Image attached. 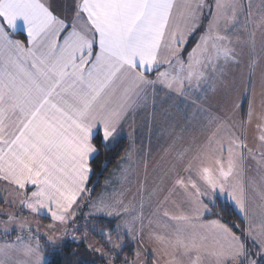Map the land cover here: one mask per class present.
<instances>
[{
	"label": "snow or ice",
	"instance_id": "1",
	"mask_svg": "<svg viewBox=\"0 0 264 264\" xmlns=\"http://www.w3.org/2000/svg\"><path fill=\"white\" fill-rule=\"evenodd\" d=\"M241 64L251 70L253 84L246 120L235 119L236 103L223 110L212 104L221 91L244 85L243 74L237 81L231 71ZM257 67L259 111L252 76ZM161 92L185 103L182 116L164 109L157 122ZM149 105L151 122L173 140L168 159L150 163V150L140 157L143 175L132 200L126 202L122 188L91 202L93 158ZM253 121L259 135L249 146L244 133ZM193 123L201 126L200 135L185 140ZM142 151L143 144L136 154ZM247 159L264 171V0H0L3 235L13 228L32 231L14 209L46 212L55 232L74 223L81 205L91 202L89 215L122 218L115 238L112 229L99 230L107 249L87 245L106 264H117L125 236L142 243L148 228L156 245L153 264H264V177L257 192L260 219L240 235L204 218L210 212L205 200L212 203L219 194L247 219L248 197L238 183ZM132 174L123 169V183ZM27 239L17 235L0 243V264H13V253L41 264L39 243ZM62 239L49 236L48 242L56 246ZM81 239H88L87 232ZM134 255L123 264H141V252Z\"/></svg>",
	"mask_w": 264,
	"mask_h": 264
},
{
	"label": "crops",
	"instance_id": "2",
	"mask_svg": "<svg viewBox=\"0 0 264 264\" xmlns=\"http://www.w3.org/2000/svg\"><path fill=\"white\" fill-rule=\"evenodd\" d=\"M60 2H61V0H56V3H60ZM21 23L22 22L18 21V25ZM17 38H21V37H17ZM161 70H163V69H161ZM192 99H195V95L192 96ZM250 100H252V98L250 99L247 97L244 98V100L243 99L241 100V102L243 101L242 106L237 110L238 114L235 117V119L246 120V114L249 110V101ZM156 104H157L156 116H157V122L158 123L160 122L159 116H160V112L162 110L167 109L170 112H172L174 115H177V118H179V116L183 115V113L186 109V105L184 102H182L181 100H179L175 97H165L163 92H161L159 94V97L156 101ZM212 104H213V101H212ZM256 110L258 111V109H256ZM187 111L189 113H191L193 111V109L188 107ZM151 115H152V108H151V105H149V107L147 109L141 110L137 114H135L134 116L129 117L127 122L124 124L120 135L117 137V139L115 141H112L111 144L108 145V147H114L117 144H119L122 140H126L129 144V148L127 150V153L129 152V150H131L133 154L129 160H122L120 165L113 172V175L111 176V178L109 179V181L107 182V184L104 188V193L108 192L107 196H112V195H115L116 193L118 195L120 190L123 188L126 190V202L128 200L133 199V195L136 193L137 176L143 175V164L140 163V157L145 156L146 152L148 150L151 151V157L149 158L150 163L152 161H157V162L163 163L164 161L161 160V157H164L165 160L168 159V157L165 155L166 150L170 149V146L173 144V140L168 136L167 133L161 134L159 127L156 124H153L151 122ZM181 123H183V121H181ZM200 127L201 126L199 124L193 123V126L189 129H187V131L185 132V140H188L193 136L198 137L200 135ZM247 127H248V125H246V128H245V133H244L245 137H246V133H247ZM141 144H143V146H144V151L140 152L139 155H137L136 150L141 147ZM127 153H126V155H127ZM123 169H131V171L133 173L130 176L129 183H127V184L123 183V181H122L121 172ZM150 181H151V178H150ZM245 192H246V190H245ZM101 195L104 196V194L101 193L97 198L92 200V202H95L96 199H98ZM139 200H140V197L136 196L134 203H136L137 206L139 204ZM217 200L227 201L231 205H233V207L237 210L235 203L232 200H230L226 195L217 194V197L215 198V200L212 203H209V201L207 199L205 200V203H208L209 209H210V212L208 214H206L204 217L205 220H219L216 218L207 219V216L211 213L210 206L212 204H214ZM252 202H253V197H252L251 204H252ZM90 204H89L88 211L84 215L86 217V219H85L86 221L88 219L93 220V219H97V218H108L106 216L89 215L91 212L94 211V209L91 208ZM3 206L4 205H3L2 201H0V207H3ZM250 209L252 211L251 205L249 204L248 210H250ZM137 210H138V207H137ZM14 211H16V214L18 216L22 217L23 219H25L27 222L30 219H35L34 221H36V220L38 221L37 222L38 226H40V222H41L43 224V227L41 228V230L45 229V227H46V229H49V225L53 223L50 220V218L48 217V214L46 212H42L40 214H32L28 211L21 210V209H14ZM237 212L241 215H244L238 210H237ZM79 213H81L80 209L77 213V217H78ZM145 214L146 215L148 214L147 209L145 210ZM249 214H251V212L248 211V215ZM0 219H1V217H0ZM111 219H115L117 221V224H122V218H120V217H113ZM79 222L80 221H78V219L76 218L74 223H69L66 226H57V229H60L62 231H64L65 228L67 229V234H69V236L66 237V240H67L66 242L72 240L73 236H76L79 238L83 237L85 229L82 228L83 224L81 225ZM145 224L147 225V220H145ZM154 227L155 226H153V228ZM31 228L33 231L34 227H31ZM151 230H152V228L146 229L142 243L134 241L137 244V250L141 252L142 264H149V263L153 264L152 249L154 247H156V245L152 240L148 239V232H150ZM32 231L29 233L27 231L19 232L16 229L12 230V232L25 233V235H23V237H25L26 243L29 242L27 238L31 236L32 237L31 242L33 243V246H35V244L38 242V240L36 239V237L34 236ZM56 232H57L56 230H55V232H53L52 230L50 231V229H49V233H51V235H49V236L55 237V235H58ZM79 233L81 235H78ZM15 240H16V238L14 240H11V241L2 240V238H0V243H3L5 241L14 242ZM60 244L61 243H58L57 245H60ZM22 255L23 254L20 255V258H22ZM25 258L28 259L29 257L25 256ZM134 259H136V257Z\"/></svg>",
	"mask_w": 264,
	"mask_h": 264
},
{
	"label": "trees",
	"instance_id": "3",
	"mask_svg": "<svg viewBox=\"0 0 264 264\" xmlns=\"http://www.w3.org/2000/svg\"><path fill=\"white\" fill-rule=\"evenodd\" d=\"M19 37V36H18ZM100 146V140L95 141ZM129 144L126 140H122L114 147H101L100 152L93 158V174L88 184V188L91 192V200L95 199L104 190L107 182L113 175L115 169L122 162V157L126 156ZM87 195V194H86ZM211 213L207 216V219H219L221 222L232 228L234 232L240 235L246 228V220L237 210L227 201L217 200L210 206ZM81 215H78L77 219L80 222L86 221L84 216L88 211V206L81 205ZM84 219V220H83ZM87 221H91L96 226V231H93V226L88 230V241L84 239L82 241L67 242L60 247H53L49 245L46 238L39 237L43 251L50 255V260L47 264H96L100 261L98 255L88 250V242L95 241V244H99L102 247L105 244L104 237L100 234V229L108 230L112 229L113 236L116 235L117 221L110 218H97ZM79 222V223H80ZM238 226V227H237ZM86 231H84L85 234ZM83 234V237H84ZM17 235H25V233L12 232L7 235L0 234L2 240H14ZM78 235H81L80 233ZM44 247V248H43ZM137 250L136 242L125 236L124 247L117 258V264H121L125 257H129V260H134V253ZM106 264V263H105Z\"/></svg>",
	"mask_w": 264,
	"mask_h": 264
},
{
	"label": "rangeland",
	"instance_id": "4",
	"mask_svg": "<svg viewBox=\"0 0 264 264\" xmlns=\"http://www.w3.org/2000/svg\"><path fill=\"white\" fill-rule=\"evenodd\" d=\"M258 2H259V0H253L254 4L258 3ZM245 59H247V57ZM231 71H232V73L236 74L234 78H236L237 81H238L239 76L241 74H243L245 83L242 87H239L236 91L229 90V91H221L219 93V95L213 100V107L217 108L219 110H222V109L228 107L231 103H236V104L240 105V107H241L242 102H243V101L241 102V100L242 99L244 100V98H246V97L253 99V84L248 82V77L251 74V70L246 66V64H241V66L239 68L233 67L231 69ZM259 71H260V69H259V67H257L255 70V73L252 74L253 80L255 81V97H254V99H255L256 109H258V111L260 110V99H261L260 98L261 87H260V83H259ZM258 135H259V132L256 128V122L253 121V123L251 125H248V127H247L245 142L249 146H255L257 144ZM262 177H264V171H261L260 169H258L255 161H253L252 159H247L245 161L244 170L241 172L240 176L238 177V183L241 184L245 188L246 195L248 197V205L250 204L251 208H252V211H251V209L249 210V212H251V214H249L247 216V219L245 218V215H242L243 218L246 220L247 227H248L249 222H252V221L258 222L260 219L261 200H260L257 192H258L259 184L262 180ZM253 181L256 182L257 191L253 190V183H252ZM101 193H103L104 196H107V194H108V192L104 193V190ZM115 195H117V193ZM252 197H253V202L251 204ZM91 202H92V200H91ZM91 202H89V204ZM88 208H89V206H88ZM236 208H237V206H236ZM237 210L239 211L238 208H237ZM79 215H81V214H79ZM1 219H4V218L1 217ZM34 220L35 219H30V220H28V223L31 225V227H34L32 233L34 234V236L36 237V239L39 242V254L42 258L41 264H47L50 260V255L47 252L43 251L44 249H42V245H41L38 238L41 235L43 237H46V240L48 242V236L51 235V233H49V229H46V227H45V229L41 230V228L43 227V224L39 221L40 226H38V224H37L38 221L37 220L34 221ZM80 224L81 225L83 224L82 228L85 229L87 234L89 233L88 229L93 226V223L91 221H84L83 223L80 222ZM13 229H15V228H13ZM56 231H57L56 233L58 235H55V237L63 236V239L59 242V243H61L60 245H56V246L52 245V246L53 247H60L63 244L67 243L66 237H68L69 234L64 236V231H62L60 229H56ZM21 236H23V235H21ZM88 237H89V235H88ZM113 238H115V236H113ZM82 240L83 239L77 237V240L72 239L70 241L74 242V241H82ZM85 241H88V239ZM94 242L95 241H90V242H88V244L89 243L95 244ZM48 244H49V242H48ZM49 245H51V244H49ZM103 248L107 249L108 245H107V247L104 246ZM21 254H23V253H13V256H12L13 264H29L30 258L26 259L24 254L22 255V258H20ZM98 257H99L100 261L98 260V262L96 264H105L106 263V261L104 259H102L99 255H98ZM127 259H129V257H127ZM121 262H122L121 264H123V260ZM141 264H142V262H141Z\"/></svg>",
	"mask_w": 264,
	"mask_h": 264
}]
</instances>
